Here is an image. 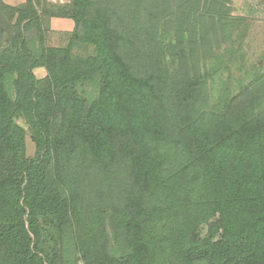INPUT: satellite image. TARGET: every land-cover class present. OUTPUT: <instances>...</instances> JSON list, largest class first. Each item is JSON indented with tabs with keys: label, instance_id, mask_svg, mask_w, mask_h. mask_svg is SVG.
<instances>
[{
	"label": "trees",
	"instance_id": "trees-1",
	"mask_svg": "<svg viewBox=\"0 0 264 264\" xmlns=\"http://www.w3.org/2000/svg\"><path fill=\"white\" fill-rule=\"evenodd\" d=\"M3 1L0 264H78L71 242L81 264H264V71L216 114L187 70L232 41L233 0ZM52 18L74 24L62 47Z\"/></svg>",
	"mask_w": 264,
	"mask_h": 264
},
{
	"label": "rangeland",
	"instance_id": "rangeland-1",
	"mask_svg": "<svg viewBox=\"0 0 264 264\" xmlns=\"http://www.w3.org/2000/svg\"><path fill=\"white\" fill-rule=\"evenodd\" d=\"M231 15L243 20L232 41L219 49L207 52L205 56L199 55L187 68L190 78L199 84L195 106L206 112L219 114L225 112L226 109H231L233 104L236 105V102L239 101L237 98L242 96L243 88L250 83L256 74L264 71V0H233ZM66 41L67 38L62 34L53 32H50L47 38V44L55 47L64 46ZM30 43L31 49L35 52L36 40L34 39ZM170 43H174V40L171 39ZM5 47L6 44L2 38L0 39V50ZM187 48L186 54L190 51L189 47ZM91 52L90 49L74 51L75 55L79 56H86ZM174 60L167 65V69L179 68L181 61L178 57H176L177 61ZM40 72L44 74L45 70L41 69L38 73L40 74ZM42 76H37V79ZM11 80L8 79L6 88L13 98L14 90ZM77 91L90 101L97 95L98 83L94 81L84 84L78 87ZM15 123L26 132V156L32 158L35 153V146L28 128L21 118L16 117ZM93 178L94 176L91 174L88 179L90 181ZM89 197L91 194L88 192L87 198ZM106 234L109 239V256H121L123 254L122 245L112 240L109 228H107ZM204 234L205 229H200L199 235L202 237ZM62 256L67 262L81 264L72 242L63 246Z\"/></svg>",
	"mask_w": 264,
	"mask_h": 264
},
{
	"label": "crops",
	"instance_id": "crops-1",
	"mask_svg": "<svg viewBox=\"0 0 264 264\" xmlns=\"http://www.w3.org/2000/svg\"><path fill=\"white\" fill-rule=\"evenodd\" d=\"M26 2V0H4L3 3L6 6L9 7H19L21 5H23ZM47 2L53 4V5H64V4H68L69 0H47ZM74 29V24L71 20L69 19H61V18H52L49 21V34L50 32L52 33H59L62 34L64 37L67 38L70 35V33L73 31ZM67 43V41H66ZM51 47H55V46H51ZM41 69H36L34 70V75L40 76L43 75L41 78L38 79H43L46 75V73L44 72V74L42 72H40V74L38 73V71H40ZM43 70V69H42Z\"/></svg>",
	"mask_w": 264,
	"mask_h": 264
}]
</instances>
